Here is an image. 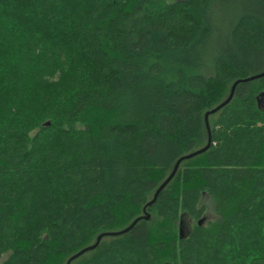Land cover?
<instances>
[{"label":"trees","instance_id":"obj_1","mask_svg":"<svg viewBox=\"0 0 264 264\" xmlns=\"http://www.w3.org/2000/svg\"><path fill=\"white\" fill-rule=\"evenodd\" d=\"M169 1L0 0V264L130 227L264 73V0ZM235 109L264 119V77L148 221L71 264H264V138L232 162Z\"/></svg>","mask_w":264,"mask_h":264},{"label":"rangeland","instance_id":"obj_2","mask_svg":"<svg viewBox=\"0 0 264 264\" xmlns=\"http://www.w3.org/2000/svg\"><path fill=\"white\" fill-rule=\"evenodd\" d=\"M169 1V0H167ZM176 1V0H170ZM225 125L237 131V143L233 146L231 155L232 162L244 163L247 160L249 146L264 138V119L255 115L253 110L245 112L244 110H231L225 120ZM230 160V159H229ZM208 206V212L205 215V221H213L216 215L209 203V200H204ZM182 232L188 233L196 224L189 216L182 217Z\"/></svg>","mask_w":264,"mask_h":264},{"label":"water","instance_id":"obj_3","mask_svg":"<svg viewBox=\"0 0 264 264\" xmlns=\"http://www.w3.org/2000/svg\"><path fill=\"white\" fill-rule=\"evenodd\" d=\"M263 77H264V73L259 74V75L252 76V77H250V78H248V79H245V80L237 81V82L233 85V87H232V91H231L230 97H229V98H228L223 104H221V105L218 106L217 108L213 109L212 111H209V112L206 114V125H207V129H208V132H209V135H210L208 145H207L204 149H202V150H200V151H197V152H195V153H192V154H190V155H187V156L182 157V158L177 162V164H176V166H175V168H174V171L172 172V174L170 175V177H169V178H168V179H167V180H166V181H165V182L159 187V189L156 191V193H155L154 198L152 199V201H150V202L146 205V207H145V209H144L145 215H144L142 218L137 219L136 221H134V223H133L130 227H128L127 229H125V230H123V231H121V232L106 233V234H102V235H100V236L98 237V239H97V242H96L93 246L87 247V248H85L84 250L80 251L78 254L74 255V256L70 259V261L68 262V264H71L72 261L78 259V258L81 257L82 255H84V254H86V253H88V252H90V251L95 250V249L99 246L100 242L102 241V239H103L104 237L121 236V235H123V234H126V233L130 232V231L136 226V224H137L139 221H141V220H146V221H148V220L150 219V215L147 213L146 209H147L148 207H152V206L157 202V199H158V197L160 196L161 192H162V191H163V190L169 185V183L174 179V177H175V175H176V173H177V171H178V169H179L181 163H182L183 161H185V160H190V159H192V158H194V157H196V156H199V155L205 153L207 150H209V148H210V146H211V128H210V124H209V117H210L211 115H214V114L218 113L221 109H223L225 106H227V105L233 100V98H234V96H235V92H236V87H237L240 83L251 82V81H254V80H258V79H260V78H263ZM181 233H182V230H181Z\"/></svg>","mask_w":264,"mask_h":264}]
</instances>
